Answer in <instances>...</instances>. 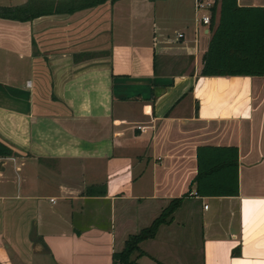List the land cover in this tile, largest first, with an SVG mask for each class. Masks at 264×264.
I'll return each instance as SVG.
<instances>
[{"label":"crops","instance_id":"1","mask_svg":"<svg viewBox=\"0 0 264 264\" xmlns=\"http://www.w3.org/2000/svg\"><path fill=\"white\" fill-rule=\"evenodd\" d=\"M25 3L0 18V264H111L178 197L137 264H264V75L200 74L192 0H0ZM230 149L237 193L195 194L199 164L233 187Z\"/></svg>","mask_w":264,"mask_h":264},{"label":"trees","instance_id":"2","mask_svg":"<svg viewBox=\"0 0 264 264\" xmlns=\"http://www.w3.org/2000/svg\"><path fill=\"white\" fill-rule=\"evenodd\" d=\"M87 1L88 6H93L103 0ZM210 12V38L207 49L202 55L200 74L203 76L264 75V6H240L237 0H212ZM43 13L45 10L34 11L29 3L11 7L0 6V18L18 21L30 20ZM230 150L234 157L230 162L235 176L233 187L208 188L209 178L215 173L214 171H220L222 166L203 167L199 164L195 179L196 194L235 195L237 193L236 151ZM18 154V150L0 138V157ZM182 200L183 197L173 198L149 226L142 228L136 234L129 235L122 249L112 253L111 264H137V258L144 255L140 243L153 238L159 225L171 220L173 212L180 206Z\"/></svg>","mask_w":264,"mask_h":264},{"label":"built area","instance_id":"3","mask_svg":"<svg viewBox=\"0 0 264 264\" xmlns=\"http://www.w3.org/2000/svg\"><path fill=\"white\" fill-rule=\"evenodd\" d=\"M192 1H193L194 12L196 15V21L203 25H209L212 0H192ZM199 11H201L200 15H198ZM179 36H181V34H179Z\"/></svg>","mask_w":264,"mask_h":264},{"label":"water","instance_id":"4","mask_svg":"<svg viewBox=\"0 0 264 264\" xmlns=\"http://www.w3.org/2000/svg\"><path fill=\"white\" fill-rule=\"evenodd\" d=\"M3 163H4V161L0 160V170H3Z\"/></svg>","mask_w":264,"mask_h":264},{"label":"rangeland","instance_id":"5","mask_svg":"<svg viewBox=\"0 0 264 264\" xmlns=\"http://www.w3.org/2000/svg\"><path fill=\"white\" fill-rule=\"evenodd\" d=\"M201 14V11H199V13H198V15H200ZM201 25V24H200ZM201 35V34H200ZM200 48H201V44H200Z\"/></svg>","mask_w":264,"mask_h":264}]
</instances>
